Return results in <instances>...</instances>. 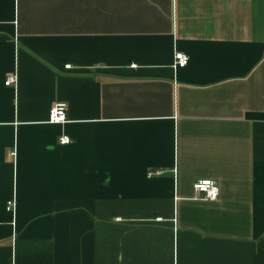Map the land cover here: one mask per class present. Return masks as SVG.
<instances>
[{
	"label": "crops",
	"instance_id": "obj_1",
	"mask_svg": "<svg viewBox=\"0 0 264 264\" xmlns=\"http://www.w3.org/2000/svg\"><path fill=\"white\" fill-rule=\"evenodd\" d=\"M0 264H264V0H0Z\"/></svg>",
	"mask_w": 264,
	"mask_h": 264
},
{
	"label": "built area",
	"instance_id": "obj_2",
	"mask_svg": "<svg viewBox=\"0 0 264 264\" xmlns=\"http://www.w3.org/2000/svg\"><path fill=\"white\" fill-rule=\"evenodd\" d=\"M190 55L184 51H175L173 67L175 69L184 67L189 63ZM69 66V64L67 65ZM17 82V74L10 75L5 83L7 85H13ZM67 103L58 102L52 106L49 114V121L52 123H65L67 122ZM61 144H67L71 141V137L68 134H62L59 138ZM194 189L196 191V197L201 199L215 200L220 195V185L212 178H201L194 183ZM16 202L12 199L8 202L7 209L15 213Z\"/></svg>",
	"mask_w": 264,
	"mask_h": 264
}]
</instances>
